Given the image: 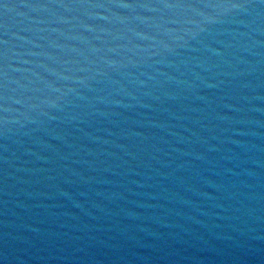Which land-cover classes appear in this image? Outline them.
Masks as SVG:
<instances>
[{
    "label": "water",
    "instance_id": "95a60500",
    "mask_svg": "<svg viewBox=\"0 0 264 264\" xmlns=\"http://www.w3.org/2000/svg\"><path fill=\"white\" fill-rule=\"evenodd\" d=\"M0 264H264V0H0Z\"/></svg>",
    "mask_w": 264,
    "mask_h": 264
}]
</instances>
